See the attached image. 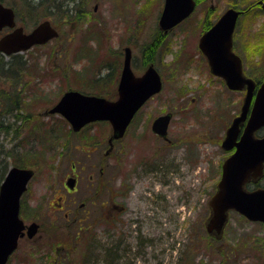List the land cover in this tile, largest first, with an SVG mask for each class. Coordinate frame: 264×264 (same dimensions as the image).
<instances>
[{"label":"rangeland","instance_id":"374dc122","mask_svg":"<svg viewBox=\"0 0 264 264\" xmlns=\"http://www.w3.org/2000/svg\"><path fill=\"white\" fill-rule=\"evenodd\" d=\"M57 1L59 8L53 6L54 0H45L38 16L32 11L30 17L22 0H0L16 8L18 26L26 32L46 20L60 32V38L47 46L23 53L28 65L22 74L30 83L21 92L29 100L22 96L26 103L18 114L27 115L26 121L0 118L4 126L13 121L17 124L9 132L0 129V160H6L7 172L12 167L34 170L22 200L21 218L26 224L42 226L36 237L20 241L8 264H50L56 249H75L73 264H264L263 224L231 212L222 238L207 232L212 213L209 202L217 192L222 165L231 154L221 143L240 113L244 94L229 91L211 74L198 45L204 31L226 10L244 11L236 28L234 51L244 58L248 77L264 80L263 0H196L195 13L166 35L158 25L165 0ZM151 44L157 50L148 63L143 50ZM126 47L132 50L136 75L154 64L163 89L142 108L131 130L134 134L137 127L149 128L136 159H150L156 172L130 181L132 189L124 200V146L119 143L107 157V142L114 140L109 125L96 123L79 135L67 136L69 124L49 111L72 89L116 100ZM53 68L66 72L54 74ZM0 88L9 93L11 86ZM167 113L173 115L166 138L170 144L155 141L151 132L153 121ZM42 125H53L59 138L45 135L38 128ZM101 162L111 167L105 171L106 180L112 179L111 207L116 204L120 211L114 209L107 229L103 228L98 203L83 224L90 228L84 236L78 235L79 225L71 222L88 197L90 176L99 173ZM77 176L82 179L78 192L68 194L65 181ZM257 187L264 188V178L248 189ZM74 198L77 203L73 205ZM58 203L73 210L70 219L57 210ZM89 210L94 208H84ZM116 219L121 221L117 229L108 230ZM90 233L93 239L88 240ZM120 237V256L111 262L106 249ZM138 242H143L140 247Z\"/></svg>","mask_w":264,"mask_h":264},{"label":"water","instance_id":"95a60500","mask_svg":"<svg viewBox=\"0 0 264 264\" xmlns=\"http://www.w3.org/2000/svg\"><path fill=\"white\" fill-rule=\"evenodd\" d=\"M260 5L264 9V0ZM195 8V0H165L159 20L160 30L167 34L188 18ZM240 14L235 9L226 11L204 33L199 43L212 74L223 78L230 90H246L241 112L233 119L222 145L227 151L236 148V152L224 162L217 192L209 202L212 213L206 228L209 234L218 238L224 233L230 210L237 211L250 221L264 223V189H246L250 181H257L264 175V136H256L264 128V82L257 89L256 82L244 75L241 58L233 52V35ZM15 26L14 10L0 3V31ZM58 36L49 21L41 23L28 34L19 27L0 39V52L17 54ZM124 51V67L116 101L69 91L49 113L62 115L75 132L90 123L108 121L112 125L113 138H122L140 108L163 87L154 65H150L143 76L137 77L132 69V50L127 47ZM171 118V114L157 118L153 123L154 133L166 138ZM33 176V170L13 167L0 186V264L8 263L22 238L27 236L32 239L39 231L38 223L27 225L20 216L21 199ZM75 185L73 178L66 183L71 190Z\"/></svg>","mask_w":264,"mask_h":264},{"label":"flooded vegetation","instance_id":"af4514ba","mask_svg":"<svg viewBox=\"0 0 264 264\" xmlns=\"http://www.w3.org/2000/svg\"><path fill=\"white\" fill-rule=\"evenodd\" d=\"M213 8V7H212ZM220 18V17H219ZM10 30H5L3 33L0 34V37L4 34H6L7 32H9ZM200 40V39H199ZM199 44V42H198ZM234 49H235V44H234ZM238 55V54H237ZM240 56V55H238ZM240 58L242 59L243 62V66L245 69V64L244 63V58L240 56ZM206 60V64L207 67L209 68L210 72H211V68H210V64L208 62V59L205 57L204 58ZM253 68H256L253 66ZM212 74V73H211ZM213 75V74H212ZM214 76V75H213ZM215 78L219 79L222 83L225 84L224 80L220 77L214 76ZM250 77V76H249ZM252 78V77H250ZM257 82V81H256ZM262 81H258V84L260 85ZM258 85V87H259ZM257 87V88H258ZM230 91V90H229ZM231 92H235V91H231ZM140 112H138L139 114ZM137 114V115H138ZM137 115L134 117V119L131 121L130 126L128 127L125 135L123 138H121L120 140H114V143H110L108 144L107 142V157H111L112 153L115 152L117 150V145L119 143H122L124 146V200L128 197V193L130 192V190L132 189L131 185H133L131 183L130 185V181H132L133 179H143L144 178V174H148V173H155L156 172V167L155 165H153V163L150 162V159H140L137 160V153H139L140 148H141V144L142 142L145 140V136L148 135V133L150 132L149 128L145 129L141 127H137L135 128V133L132 134L131 130H133L134 126L136 125V117ZM154 122V121H153ZM96 123H103V124H107L110 127V134H112V126L109 122H96ZM94 123V124H96ZM136 132H138L136 134ZM151 132L153 133V139L157 142H159L160 140H163V142L165 144H170L171 141H169V139L163 138L161 136H159L158 134L154 133L153 131V123L151 125ZM227 132V131H226ZM168 137V136H167ZM226 137V134H225ZM147 139V138H146ZM225 139V138H224ZM224 141V140H223ZM223 141L221 143V148L226 151V152H230L231 154L235 151L234 150H225L223 148ZM146 142L144 143L145 146ZM142 151V150H141ZM122 153V152H121ZM230 154V155H231ZM77 168L76 165H74L72 171ZM110 165L106 164L105 162H101V168L99 169V173L98 174H93L90 176V181L89 182V190H88V197L85 198L83 200V202L81 203V205L78 207L79 210L77 209V215L74 218V226H77V224L79 225V229L80 231L78 232V235H82V230L85 228V225H83L88 219L89 216L88 215H92L91 212L95 211V208L97 207L98 203H100V206L102 209H100V214L98 216V220H104V225L103 228L107 229V225L108 222H111V217H112V213H114V209L118 212L120 211V207L116 204H114L113 207L112 206V200H113V187H112V179L107 181L106 179V175H105V171L106 169H110ZM145 168V169H144ZM147 169V170H146ZM70 178V177H69ZM77 180V185L74 191L69 190L65 185V190L68 194H74L76 192H78L79 189V185L82 182V179L79 178V176H77L76 178ZM261 180L263 179H259L257 181H250L249 183L251 185H258ZM260 188V187H257ZM255 188V189H257ZM63 197H60V200H62ZM68 198L66 197V200ZM59 200V201H60ZM73 200V205L75 203H77V199L74 198ZM59 208H57L58 211H64L65 212V217L69 218L70 213L73 211H71L69 209V206L65 209V207L61 206V204H56ZM90 205L92 208H94V210H89V211H84V208L86 206ZM80 209L82 210V212H80ZM67 210V211H66ZM125 211V208H124ZM108 221V222H107Z\"/></svg>","mask_w":264,"mask_h":264},{"label":"trees","instance_id":"16d2710c","mask_svg":"<svg viewBox=\"0 0 264 264\" xmlns=\"http://www.w3.org/2000/svg\"><path fill=\"white\" fill-rule=\"evenodd\" d=\"M4 1V0H3ZM24 3V6L26 8V11L30 14V17H33L32 11L35 12V16H38L40 10L42 7L45 6V0H22ZM59 3L57 0H54L53 6H56L59 8ZM16 10V8H15ZM16 13L19 16V13L16 11ZM16 14V15H17ZM69 13H66V16H68ZM20 18H18L19 20ZM37 23V22H36ZM156 47L155 45L151 44L149 47H147L145 50H143L144 54V59L149 63L153 61V55L156 52ZM60 52H62L60 50ZM24 55H13L11 56L8 60H6V57L0 53V85H8L10 84L11 89L8 91L9 93L3 91V89L0 88V118H4L6 116H10L14 118L15 121H19L20 119H24L25 117L27 118V115H23L22 117L18 114L19 109L22 107L23 103H26L25 100H29V97L25 95L24 93L22 94L21 90H25V88L28 89V84L30 83V80L25 82V74H22L25 70V65H28V61L23 58ZM54 74H62L65 73V70H60L59 68H53V70H50ZM28 74H30L28 72ZM25 118V121H26ZM13 121L12 123H9L7 126H4L2 122H0V129L5 132H9L13 126L17 125L16 122ZM30 121V117H29ZM15 122V123H14ZM41 131L45 133V135L49 137H53V140H56L59 138V135L54 130V126L51 125H42L38 127ZM20 130L19 128H15V132H18ZM14 133V132H13ZM73 135V131L70 130L67 133L68 135ZM45 153V152H43ZM8 170V165L6 163V160H0V185L2 181L5 178V174L7 173ZM22 209H23V202H22ZM119 219L114 220L110 225L111 227L109 229L115 230L117 229L116 224L121 222L118 221ZM74 222H72V226ZM71 226V225H70ZM42 227V226H41ZM89 226H86L82 230V236L85 235L87 230L89 229ZM43 229V228H42ZM80 231V229H79ZM78 231V232H79ZM42 232V230H41ZM88 240L93 239V234L90 233L87 237ZM116 241V240H115ZM123 242V239L120 237L116 243L112 244L109 249H106V256L111 258V262H115L119 258V249L120 246ZM76 250H70V251H58L57 249L53 252V259H51L50 264H73V259L71 256L73 255V252ZM121 252V251H120ZM191 261V260H190ZM108 264V262L106 263ZM112 264V263H110Z\"/></svg>","mask_w":264,"mask_h":264},{"label":"bare ground","instance_id":"6f19581e","mask_svg":"<svg viewBox=\"0 0 264 264\" xmlns=\"http://www.w3.org/2000/svg\"><path fill=\"white\" fill-rule=\"evenodd\" d=\"M23 169H29V168H25V167H23ZM138 238H139V240H141V239H142V237H141L140 235L138 236ZM142 243H143V242H141V243H140V242H138V247H140V246L142 245Z\"/></svg>","mask_w":264,"mask_h":264}]
</instances>
